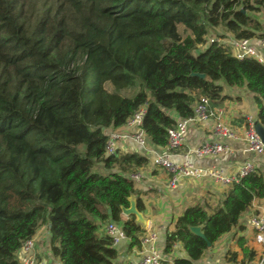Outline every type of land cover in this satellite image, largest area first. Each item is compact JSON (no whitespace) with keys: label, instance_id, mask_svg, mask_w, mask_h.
I'll list each match as a JSON object with an SVG mask.
<instances>
[{"label":"trees","instance_id":"obj_1","mask_svg":"<svg viewBox=\"0 0 264 264\" xmlns=\"http://www.w3.org/2000/svg\"><path fill=\"white\" fill-rule=\"evenodd\" d=\"M258 13L264 0H0V264H18L22 242L43 223L61 264H114L117 250L96 220L119 224L129 250L140 247L135 217L120 215L132 195L143 210L127 175L148 160L118 150L106 156L104 132L140 107L147 140L164 147L171 113L191 116L194 94L222 102L223 80L253 94L264 131V65L216 42L195 50L211 29L264 39ZM113 85L138 90L118 97L107 90ZM262 198L264 177L254 171L229 185L216 207L185 206L163 254L179 243L187 259L172 264H192L206 240L215 243ZM237 243L250 262L254 253Z\"/></svg>","mask_w":264,"mask_h":264},{"label":"crops","instance_id":"obj_2","mask_svg":"<svg viewBox=\"0 0 264 264\" xmlns=\"http://www.w3.org/2000/svg\"><path fill=\"white\" fill-rule=\"evenodd\" d=\"M264 17V15H263ZM264 21L262 26L264 27ZM256 42H259V38ZM258 56L264 63V47H258ZM232 91V92H231ZM195 97L199 96L194 94ZM225 99L222 102L215 103L213 106L220 109L223 114L220 122L229 128L239 139L220 138L213 134L214 120L205 122H191L187 126L186 134L181 147L177 153L183 154L186 150L199 147L206 142H220L229 147L230 153L214 158L197 159L189 156L192 164L202 168H218L226 175L232 176L245 162H253L256 171L264 177V158L258 154L247 151L246 144L240 139L245 130V118L253 117L257 120V107L253 101V94L243 90L232 88L223 89ZM171 115L176 118L174 113ZM121 131L124 128H120ZM151 145V144H150ZM117 150L126 152H135L147 158V164L138 168L134 173V187L139 193L143 203V210L139 212L143 217V222L135 218V222L141 230L150 229L157 237L154 247L161 253L163 262L172 264L175 259H187V256L179 243L174 245L170 254H163L166 234L174 230L177 218L181 215L185 206L206 203L211 208L216 207L226 193L228 187L213 184L208 181L193 179H180L175 186H169L168 174L163 169L155 168L151 162V155L144 154L136 143L130 137H124L118 144ZM171 160L176 162L181 158L174 154ZM127 175V176H130ZM136 205L137 196L132 195ZM264 209V198L254 200L251 205L242 213L237 225L231 231L223 234L215 243H213L197 261L192 264H241L246 261L239 247L237 240H244V247L254 253V258L245 264L256 263L260 254V249L254 243V230L250 226V220ZM129 216L121 213V219L127 220ZM95 223L98 225V234H103L105 223ZM35 250L30 254L22 251L16 253L18 263L32 260L35 264H56L57 259L53 257L49 246V231L46 223L41 224L35 234ZM118 254L114 264H130L138 255L141 248L129 250V241L122 240L115 246Z\"/></svg>","mask_w":264,"mask_h":264},{"label":"built area","instance_id":"obj_3","mask_svg":"<svg viewBox=\"0 0 264 264\" xmlns=\"http://www.w3.org/2000/svg\"><path fill=\"white\" fill-rule=\"evenodd\" d=\"M255 40L256 39L235 40L231 37L229 39H211L210 43L216 42L218 45L227 48L230 54L237 59L251 58L264 65L262 59L257 54V48L264 47V39L259 38V42H256ZM145 110V106H142L136 110L122 126L105 129L104 132L107 136L105 145L106 156L116 154L121 139L124 137H130L144 154H147V156L151 155L150 162L155 168L163 169L168 174V183L170 187L175 186L180 179L210 181L216 185L229 187L232 183L238 182L240 178L256 171L254 163L250 161L245 162L232 176L226 175L218 168H202L191 163L189 156H194L197 159H205L229 154V147L218 141L203 143L197 148L186 150L183 154L177 153V150L181 147L184 140L187 126L191 122L214 120L213 134L215 136L232 140L239 139L237 134H234L229 128L220 122L223 112L220 109L215 108L206 97H194V101L191 105V116L187 118H178L176 116V118H174V125L167 129V144L164 147L150 145L147 140L145 133L141 128ZM245 123V130L240 139L246 144L247 151L258 154L264 158V144L256 130L258 121L251 116H247L245 118ZM120 128H124V130L121 131ZM174 154L180 157L181 160L176 162L172 161L171 157ZM128 177L131 180L135 179V176L133 175ZM250 226L254 230V243L261 251V255L257 262L252 264H264V209L251 218ZM103 231L111 238L114 246L126 239L120 225L117 223L108 222L104 225ZM156 240V235L150 229H145L140 237L141 245L139 248H141V250L130 264H162V255L154 247ZM19 250L25 254L34 252L35 240L33 237L23 241ZM20 264L35 263L32 260L27 259V261ZM56 264L61 263L57 260Z\"/></svg>","mask_w":264,"mask_h":264},{"label":"rangeland","instance_id":"obj_4","mask_svg":"<svg viewBox=\"0 0 264 264\" xmlns=\"http://www.w3.org/2000/svg\"><path fill=\"white\" fill-rule=\"evenodd\" d=\"M263 15H264L263 13L256 14V18L261 22V24H262V21H264ZM261 27H262V32L264 33V27L263 26H261ZM223 34H224L223 31L221 29H219V28L218 29H211L209 31L208 36L206 37V44L204 46H198L195 50H203L205 48V46L210 43L211 39L212 40H217L221 35L223 36V38H226V39L231 38L230 34H224V35ZM257 50H258V48H257ZM257 53H258V51H257ZM217 84L220 85V86H223V89H228V90L232 89V87H228L227 85H225L223 80H219L217 82ZM233 88L243 89V90L247 91L245 88H240V87H233ZM107 90L111 94H114V95H116L118 97H132L133 95H135V93L138 90V88L137 87H134V88L133 87H123L122 85H113V87L108 86ZM96 170L100 171V172H103V173H107V171L105 172L100 166H97Z\"/></svg>","mask_w":264,"mask_h":264},{"label":"water","instance_id":"obj_5","mask_svg":"<svg viewBox=\"0 0 264 264\" xmlns=\"http://www.w3.org/2000/svg\"><path fill=\"white\" fill-rule=\"evenodd\" d=\"M192 75H196V76H198V77H200L202 79L205 77L204 74H192ZM256 130H257V133H258L259 137L261 138V140H262V142L264 144V131H263V128L261 127V125L259 123L256 126ZM130 197H129V207L128 208H121V213L123 215H125V216H134L137 221L143 222L142 215L137 210L134 200L133 199H130ZM230 221H232V220L230 219ZM110 222H112V220H110ZM190 230L194 234H196V235H198L200 237H203V235H202V233L200 231V228H198V227H191ZM206 244H207L208 247L211 246L210 243L207 240H206Z\"/></svg>","mask_w":264,"mask_h":264}]
</instances>
